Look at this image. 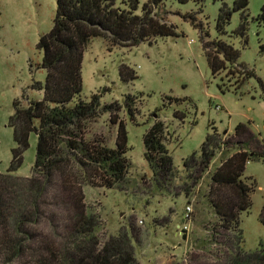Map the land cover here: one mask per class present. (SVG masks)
Returning <instances> with one entry per match:
<instances>
[{"label":"rangeland","instance_id":"obj_1","mask_svg":"<svg viewBox=\"0 0 264 264\" xmlns=\"http://www.w3.org/2000/svg\"><path fill=\"white\" fill-rule=\"evenodd\" d=\"M137 1L135 13L141 15L149 0ZM234 1L160 0L154 6L157 18L172 26L173 33L131 48L109 49L96 37L84 49L79 98L89 101L92 94H99L101 107L112 105L86 122L84 137L114 148L121 121L127 132L129 160L126 178L113 188L84 185V203L98 217L96 236L101 242L120 229L130 231L139 264H225L235 253L209 237L204 238L209 244L197 245V234L205 231L209 235L207 226L213 217L200 225L193 219L188 243L179 227V235H174L175 223L187 204L192 201V211L195 206L199 209L198 220L204 219L210 207L208 175L198 181L199 186H192L193 200L179 191L191 184V169L185 160L200 152L206 135L218 132L226 137L237 124L250 122L264 141V23L256 19L264 0H249L245 11L233 10ZM116 6L128 8V0H116ZM223 6L231 9V16L224 31L218 32L217 18ZM56 8L57 0H0V172L11 163L14 141L9 117L14 102L25 107L43 98L37 85H44L46 73L38 43L51 29ZM242 23L243 34L238 32ZM214 42L238 52L234 62H226L227 67L215 74L207 53L216 46ZM121 65L132 69L136 77L122 81ZM127 95L131 101L125 105ZM156 121L162 122L170 157L167 179L145 157L144 134ZM35 154L36 136L31 133L16 176H31ZM244 174L255 181L250 210L239 220L242 249L251 252L264 247V158L248 162ZM60 188L58 182L51 185L39 199L37 214L30 213L29 222L20 226L26 238L11 226L0 231V264H65L51 259L48 249L57 247L64 252L74 240L68 223L70 201L63 198ZM11 238L14 242L23 239L22 251L14 250V242L4 244Z\"/></svg>","mask_w":264,"mask_h":264},{"label":"trees","instance_id":"obj_2","mask_svg":"<svg viewBox=\"0 0 264 264\" xmlns=\"http://www.w3.org/2000/svg\"><path fill=\"white\" fill-rule=\"evenodd\" d=\"M159 1L149 0L139 15L135 13L137 0H128V8L116 6V0H57L53 25L38 43L43 51L41 65L46 73L44 85H37L43 90V98L31 100L25 107L14 102V112L9 117L14 141L11 163L5 172H0V231L11 226L20 231L21 236L24 231L20 226L29 222L30 213L37 214L39 199L58 182L63 198L70 201L68 223L74 240L64 252H59L57 247L48 248L50 258L56 263L139 264L134 256L130 231L120 229L101 242L96 236L98 217L88 212L84 203V185L113 188L126 178L129 160L125 154L127 132L121 121L114 148L98 142L93 144L84 137L86 122L98 112H107L112 105L102 108L99 94H92L89 101L80 100L81 67L84 49L91 38H102L109 49L131 48L144 42L150 44L155 36L173 33L172 26L168 27L165 20L157 18L159 14L154 6ZM248 4L249 0H235L232 9L245 11ZM230 16L231 9L223 6L217 18L218 32L224 31ZM256 19L264 23V5ZM244 30L242 23L238 32L243 34ZM214 43L216 46L207 52L213 74L226 68V62H234L238 55L232 47ZM261 51L264 53V44ZM119 75L125 82L136 77L125 65L120 66ZM130 98L126 96L125 105ZM31 133L36 136L31 176L18 177L14 173L22 164ZM143 140L146 159L167 179L171 166L162 122H154ZM218 155L220 164L210 169ZM263 158V141L247 122L237 124L226 137L218 132L208 133L200 152L185 160L191 169V184L180 188L185 194L193 191L198 181L208 175L206 197L214 221H209L212 223L207 226L209 235L206 237L235 251L225 264H264V247L251 252L243 250L239 228L240 215L249 212L255 188L252 177L244 174L246 164ZM3 242L11 244L14 239ZM14 243L16 245H11L14 250L22 251L23 239ZM206 243L210 242L206 240ZM206 243L199 246L204 247Z\"/></svg>","mask_w":264,"mask_h":264},{"label":"crops","instance_id":"obj_3","mask_svg":"<svg viewBox=\"0 0 264 264\" xmlns=\"http://www.w3.org/2000/svg\"><path fill=\"white\" fill-rule=\"evenodd\" d=\"M255 132V131H254ZM224 133V132H223ZM259 138H260V136H259ZM261 140V139H260ZM263 141V140H262ZM263 143H264V141H263ZM217 157V156H216ZM215 157V158H216ZM219 161H218V159H216V164L218 163ZM203 179H205V177H203ZM198 184V183H197ZM196 184V185H197ZM200 185V183L198 184V186ZM179 191L180 192H183V191H181L180 189H179ZM180 192H177V193H179L180 194ZM185 194V193H184ZM189 195H190V197H189ZM194 195H196V194H194L192 191H189L187 194H185V196L187 197V198H191L190 200H193V198H192V196H194ZM194 202V201H193ZM187 205H193L192 204V201L189 203V204H187ZM186 205V206H187ZM193 208H194V206H193ZM210 208V207H209ZM209 208L207 207V214H204V219L203 220H198V218H197V215H198V208H196V206H195V208L193 209V211L192 212H194L193 213V219H194V222H197L198 224L201 222V221H205V219H208V217H213V219H214V214L213 213H211L212 212V210H211V208H210V210H211V212H210V210H209ZM205 210V209H204ZM184 212H185V210H184ZM184 212H183V214L180 216V218H178V222H176L175 224L177 225H175V232H174V235L177 237L179 234H178V230H179V224L181 223V221H182V219H183V215H184ZM205 212H206V210H205ZM202 215V214H201ZM212 215V216H211ZM202 224V223H201ZM200 225V224H199ZM203 226H204V224H202ZM194 231V230H193ZM194 232H196V231H194ZM200 233V232H199ZM205 233V231L203 232L202 231V233H200V234H197V238H196V243H197V245H203V244H205L206 243V240L204 239L205 237H206V234H204ZM196 235V234H195ZM208 238V237H207Z\"/></svg>","mask_w":264,"mask_h":264},{"label":"built area","instance_id":"obj_4","mask_svg":"<svg viewBox=\"0 0 264 264\" xmlns=\"http://www.w3.org/2000/svg\"><path fill=\"white\" fill-rule=\"evenodd\" d=\"M219 108H220V106L216 105V109H219ZM218 157H219V155L216 158L218 159ZM216 158L211 162L210 169H212L213 165L215 164ZM218 161L219 162H218L217 166L220 164V160H218ZM182 220H183L182 223L179 225L180 232L183 235L185 243H188V239L186 238V236H188V234L190 233V228L193 226L191 205H187L185 207V212H184Z\"/></svg>","mask_w":264,"mask_h":264},{"label":"water","instance_id":"obj_5","mask_svg":"<svg viewBox=\"0 0 264 264\" xmlns=\"http://www.w3.org/2000/svg\"><path fill=\"white\" fill-rule=\"evenodd\" d=\"M226 132L224 131V133L223 134H225ZM183 221V220H182ZM182 221H181V223H182Z\"/></svg>","mask_w":264,"mask_h":264}]
</instances>
